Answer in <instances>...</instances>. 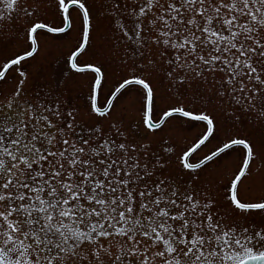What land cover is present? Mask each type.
Instances as JSON below:
<instances>
[{
	"label": "snow or ice",
	"instance_id": "obj_1",
	"mask_svg": "<svg viewBox=\"0 0 264 264\" xmlns=\"http://www.w3.org/2000/svg\"><path fill=\"white\" fill-rule=\"evenodd\" d=\"M73 8L82 14L65 61L74 72L58 77L40 64L29 72L22 62L36 59L39 37L67 35ZM100 8L93 17L82 0L31 10L0 0V264H264V196L245 199L239 187L254 156L264 158V0H104ZM21 11L23 37L13 26ZM89 48L96 59L78 64ZM109 69L120 79L98 107ZM10 70L21 79L7 88ZM89 73L81 115L70 80ZM128 92L142 116L111 118L113 100ZM169 118L206 124L177 169L175 148L161 151L150 138ZM219 132L221 146L188 162ZM230 151L242 165L225 183L197 171Z\"/></svg>",
	"mask_w": 264,
	"mask_h": 264
},
{
	"label": "rangeland",
	"instance_id": "obj_2",
	"mask_svg": "<svg viewBox=\"0 0 264 264\" xmlns=\"http://www.w3.org/2000/svg\"><path fill=\"white\" fill-rule=\"evenodd\" d=\"M86 4V7L91 11L93 17L98 14L101 10L100 5L104 0H82ZM22 7H27L29 10L34 8L37 3H41V7L47 6L48 0H20ZM78 9H72V29L65 34H55L59 36V39H54V34H44L39 37V51L35 60H30L25 63V68L29 72L35 71L36 65L40 64L45 66L49 73H53L56 76H61L64 71L73 73L74 70L70 68L65 61L67 55H70L72 51H75V47L78 46L77 39L78 36L82 35V14L77 15ZM41 18L47 20L50 26H63L61 18L55 16L53 13H41ZM25 16L21 11L19 15L14 14L13 26L19 25L21 28L20 36L23 37V26L25 24ZM4 31H7L5 28ZM94 35H96L94 33ZM5 37L0 36V39ZM97 48H99L102 43L99 38L94 41ZM24 46V40L21 38L19 40H14L10 45L13 51H19ZM63 54V55H62ZM59 57V64L55 58ZM95 52L93 49L89 48L87 52L78 55L77 62L84 60H95ZM82 66V64H81ZM103 71V70H102ZM87 75H75L72 76L70 80V96L73 98V102L82 106L81 115H84L83 105L88 99L89 89L87 87L88 76ZM10 77H15V79H9L7 88L13 87L18 83L19 74L15 70H10ZM120 74L118 72H113L112 69L107 71V79L104 82L102 89L97 92V106L106 107L108 99L111 98V92L114 91L113 85L116 81H119ZM123 93V90H122ZM158 94H163V88L158 89ZM135 101V102H134ZM173 102V101H166ZM114 107L110 110L111 118L123 117L126 122H135L142 116V112L139 111L140 104L134 93L128 92L118 96L117 99L113 100ZM187 107V103L185 102ZM164 107L163 104L159 105L157 108V115L153 117L158 120L159 116H162L160 108ZM166 110V109H165ZM107 124L109 118H100ZM187 118H169L166 120L165 124L162 125V130H156L155 134L150 138L153 139L154 143L158 146L159 150H163L164 147H174L176 151V156H173V169L182 167L178 157L183 156V152L187 151L189 147H192L198 139L201 138L202 131H206V124L200 122L185 123ZM224 134L222 132L214 133L213 137H210L203 145L197 148L188 157V162L196 163L200 159H203L205 155H209L220 145V140L223 139ZM161 137L164 139L161 140ZM167 141L165 144L164 141ZM226 142V141H225ZM242 165V160L238 158L237 153L230 151L226 157L219 160V164L216 163V158L214 161L209 162L207 166L202 167L201 171L202 177L205 179L215 177L219 184H223L232 175L233 171ZM226 166V167H225ZM250 168L252 170V175L248 176L240 184V194L245 199H256L260 196H264V158L259 155H255L253 160L250 162ZM187 171V170H185ZM221 193L224 189H220Z\"/></svg>",
	"mask_w": 264,
	"mask_h": 264
},
{
	"label": "water",
	"instance_id": "obj_3",
	"mask_svg": "<svg viewBox=\"0 0 264 264\" xmlns=\"http://www.w3.org/2000/svg\"><path fill=\"white\" fill-rule=\"evenodd\" d=\"M191 154V153H190Z\"/></svg>",
	"mask_w": 264,
	"mask_h": 264
}]
</instances>
